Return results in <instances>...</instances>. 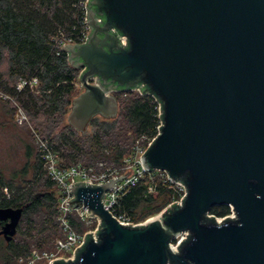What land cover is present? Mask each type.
I'll return each mask as SVG.
<instances>
[{
    "label": "water",
    "instance_id": "obj_1",
    "mask_svg": "<svg viewBox=\"0 0 264 264\" xmlns=\"http://www.w3.org/2000/svg\"><path fill=\"white\" fill-rule=\"evenodd\" d=\"M86 23L84 43L61 46L82 87L68 124L87 135L93 117H115L114 92L151 95L161 124L142 166L186 194L126 224L102 203L125 175L72 184L68 202L99 220L97 239L50 264H264V0H88ZM214 205L233 216L212 219ZM21 212L0 208L7 241Z\"/></svg>",
    "mask_w": 264,
    "mask_h": 264
},
{
    "label": "trees",
    "instance_id": "obj_2",
    "mask_svg": "<svg viewBox=\"0 0 264 264\" xmlns=\"http://www.w3.org/2000/svg\"><path fill=\"white\" fill-rule=\"evenodd\" d=\"M84 30L80 0H0V103L12 117L17 107L23 110L31 139L25 143L23 167L8 178L0 177V208H22L13 237L7 244L0 239V264H28L19 259H25L32 249L54 248V240L62 236L58 187L44 166L36 135L56 153L59 167L80 164L99 170L121 167L137 138L156 134L157 103L151 95L136 90L114 92L115 117H93L87 135L65 122L71 100L78 94L80 69L70 63L61 42L78 43ZM32 78L37 79L36 85L16 89L19 80ZM176 195L159 173L144 172L134 185L125 187L115 212L141 222ZM229 213L228 205H214L209 211L212 219ZM68 219L77 232L89 228L74 211ZM35 264L47 261L40 259Z\"/></svg>",
    "mask_w": 264,
    "mask_h": 264
},
{
    "label": "built area",
    "instance_id": "obj_3",
    "mask_svg": "<svg viewBox=\"0 0 264 264\" xmlns=\"http://www.w3.org/2000/svg\"><path fill=\"white\" fill-rule=\"evenodd\" d=\"M87 1L88 0H80V5L82 7V19L85 24V30L82 33V36L79 39L78 43H84L89 33L90 27L86 23L87 17ZM100 19H98L99 21ZM67 43H75L71 42L70 39L64 40L61 42V46ZM122 44H126L125 37H122ZM92 83H96V79H91ZM28 84L30 87L37 84V79L32 78L31 80H19L16 84V89L20 90ZM140 94L141 92L138 89H135ZM6 98L7 96L4 95ZM153 99L157 103V117L158 124L156 126V134L158 133L159 126L161 124L160 119V107L159 102L153 97ZM14 120L17 124L27 123V116L23 112L20 107H17ZM156 134L152 137H148L146 135H142L141 137L135 140V143L132 147L131 154L124 159L123 165L121 167L107 166L102 167L99 170L93 169L91 166L84 167L80 164L72 165L70 167H59L57 161V155L55 152L51 150L47 142L36 135L37 142L40 147L41 157L44 162V166L48 172L50 178L55 182L58 187V200H57V208H58V222L61 228L62 236L57 237L54 240V250L52 251H38L36 249H32L28 256L25 259L20 258L19 260H25L28 264H34L36 261L40 259H45L47 264H50L55 259H73L77 250L83 245L85 238L87 236V232H90L92 238L94 240L97 239V229L100 224L99 220L95 218L94 226L92 228H88L83 232H77L71 225L68 219V213L74 211L77 216L87 223L88 218H92L86 215L87 208L86 206H77L72 207L68 202L69 199L73 198V194L70 190V186L76 182H90L93 184L102 183L112 177L125 175L122 180H119L115 183V185L108 191L105 192L102 197L103 206L111 213L113 217H115L120 223L126 224H140L141 222H132L129 217L124 214H119L115 212V205L117 203V199L120 194L123 192L125 187L128 185H134L144 174L147 172L141 163V155L145 152L148 146L151 144ZM100 166H103L102 163H99ZM151 172H157L159 175L163 177V180H166L172 184L173 189L176 191V196L172 198V200L166 205H170L172 203L181 204L184 195L186 194V190L184 185L181 182H171L168 179L167 173L162 170H153ZM149 190L152 191L153 187L150 186ZM165 206V207H166ZM230 207V206H229ZM227 217L233 216V210L230 207V213L225 215ZM186 236V232H181L176 235L175 244L172 243L173 248H175L180 240ZM66 252V254H64Z\"/></svg>",
    "mask_w": 264,
    "mask_h": 264
},
{
    "label": "rangeland",
    "instance_id": "obj_4",
    "mask_svg": "<svg viewBox=\"0 0 264 264\" xmlns=\"http://www.w3.org/2000/svg\"><path fill=\"white\" fill-rule=\"evenodd\" d=\"M76 91L78 94L82 91L79 81L76 83ZM78 94H76V96ZM10 103L13 104V102ZM97 116L102 117L100 115ZM65 122H67L66 118ZM25 128L24 124H17L14 120V114L12 117L9 113H6L0 103V177L8 178L11 172L21 169L25 164V143H31L30 135ZM95 220L94 217L88 218L86 223L87 226L92 228ZM175 242L176 239L172 241L173 244H175ZM52 250H54V248L48 251ZM64 254H66V252H64Z\"/></svg>",
    "mask_w": 264,
    "mask_h": 264
},
{
    "label": "flooded vegetation",
    "instance_id": "obj_5",
    "mask_svg": "<svg viewBox=\"0 0 264 264\" xmlns=\"http://www.w3.org/2000/svg\"><path fill=\"white\" fill-rule=\"evenodd\" d=\"M6 223V220H0V230L2 229V227L4 226V224ZM17 230V227H16ZM13 237V236H12ZM0 239H3V241L7 244L9 242V240L7 241L4 237L3 234H0Z\"/></svg>",
    "mask_w": 264,
    "mask_h": 264
}]
</instances>
